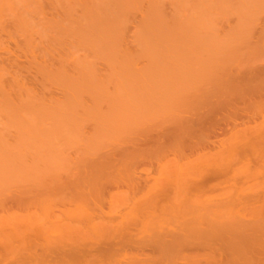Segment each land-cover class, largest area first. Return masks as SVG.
<instances>
[{"label": "rangeland", "instance_id": "374dc122", "mask_svg": "<svg viewBox=\"0 0 264 264\" xmlns=\"http://www.w3.org/2000/svg\"><path fill=\"white\" fill-rule=\"evenodd\" d=\"M263 29L264 26H262V29L259 28L258 33L262 32ZM260 35L261 36L257 35L256 39L253 37L254 39H251V42L253 44L251 42L247 44L245 47L246 49L242 48L243 51L240 50L239 52L235 51L234 53H231V55H229L231 56V60L229 59L227 61L226 59L228 58V56L226 55L227 56V58L225 59L226 63L225 62L222 63V67L224 71L223 70L220 71L222 67L219 68L220 70L218 69L219 72H222L224 74L227 72V79L224 78L225 77L224 74L222 75L223 77L221 78V80L219 78L221 84L220 82L217 81L218 79L212 81L215 78L213 76H212L213 78H211V75L207 74V76L210 78L207 77L205 78L204 75V78L202 79L203 82L201 80L200 85H195L196 84L195 83L193 85L195 86L193 87L195 89H192L191 86L192 83L194 82L191 81H194L193 77L189 76L192 77L191 81H188L190 78L181 81L180 76L184 75V77H186L185 76L186 73L180 70V73L182 72L180 75L178 69L177 70L172 69L170 70V72L172 73L170 76L174 77L173 73L176 74V71H177V75L179 76L177 77L179 81L175 82V84L177 85L176 88L174 84L173 86L172 84L166 85V83H164L165 86L163 84H160L161 87L162 85L164 86L162 87L164 88L163 90L162 88H160L159 83H157V85L155 84V87L157 88H154V83L152 84L150 83L151 85L149 86L151 87L153 85L154 88L153 89L151 87V91H150L151 93H150L147 89L149 87H146L147 90L143 89L142 88L143 86L142 87L140 86L142 89L140 87H137L135 92L136 94L135 99H137L136 96L139 97L138 101L143 99V97L145 99L148 97L145 96L148 93H150L149 95L151 97L147 98L148 102H146L145 100H141L140 102L137 101L138 103L137 107L139 106L138 109L135 104L136 100H134L135 101L134 105L136 108L135 110H139L140 114L143 111V115L139 116L140 117L139 120L137 118L138 115L133 116V121L135 120L137 122L138 120V123H136L135 121L133 122L132 119L129 117L131 124L136 129L132 127L128 119H126L123 123L121 122L123 126L121 125L119 127V129L122 128L120 130L126 131L128 128H132L130 130L128 129L127 131L130 132H126L127 134L124 135V137L127 138V140L124 139V142L129 141L128 143L126 142L127 144L120 142L123 140L122 138L118 140V144H116L117 141L112 139L110 140L109 143H112L111 141L114 140L113 141V143L115 142L114 145H117L115 148L114 145H112L113 144L112 143L111 144L112 147L110 148L109 146L111 145H109L108 148L91 147L90 150L81 151L82 155H80L81 153L79 154L78 160L81 158H86V159L81 160V163H83V165L79 163L81 165L80 168L79 165H77L78 160L73 159L74 161L69 160L67 162L62 163L60 166H58L59 168L56 167V170L46 168L41 175L37 176V178L36 175H30L29 177L30 181L29 183L28 182L26 183L29 184L28 187L31 189L30 192L31 191L33 192L35 188L36 189L39 188L37 190L35 189L33 194H31L32 192L28 193L27 192L28 189L22 190L21 188L22 184H20L21 187H19V185L17 186V189H15L16 192L14 191L12 193L8 191L6 192L3 191L4 193H6L7 197L9 196L13 197V195H16L14 197H16L17 199L19 197H22L25 191L24 195L27 194L26 195L27 197H25L26 199L23 198L26 202L22 201L23 203L22 205L20 204L21 202L20 203L19 201L16 202L17 199L13 197L12 200H14L16 203L15 202L12 204L9 203V207L8 206L4 207V211L0 209V218H1L0 223L1 224L3 223L2 226L0 225V264H42V262L43 264H140V263L141 264H145V263L146 264H195V263L211 264L210 263L211 261L213 262L212 264H217L220 262L221 259H224V262L225 260L226 262L228 260L231 264L232 263L234 264L235 261L233 262V260L236 259L233 258L234 257L236 258V256L238 261L237 264H239V261L240 262L245 261L246 262V263L244 262L245 264H247L249 261L252 262H249L248 264L251 263L264 264V254H263L264 253L263 252L264 222H262L264 220V193H263L264 136L263 137L261 136V134L264 132V95H263L264 94V51H263L264 32H262ZM255 45L257 47H255ZM258 46L263 48L259 47L260 48L259 49ZM255 48L259 51L257 52ZM260 52H262L263 54H261ZM237 55H239V57H237ZM257 58L258 59L260 58V60H258ZM253 60L256 61L254 62ZM225 64H227L228 67L225 66ZM248 64L250 65L248 66ZM224 66L227 67L226 68L227 70L225 69ZM169 74H167L168 76L166 75V77L170 78ZM169 78H165V79H169ZM230 78H232V80ZM208 79H209V83H208ZM189 83L191 86L189 85ZM168 85L171 86V88L170 87L168 88ZM166 87L168 89H166ZM174 88L175 90L176 89L178 90L174 91ZM152 89L154 90L153 91L154 94L152 93ZM161 89L163 91H161ZM169 89H173V90H169ZM142 90L148 92L145 93L142 92ZM156 90L158 92L159 91L161 92L158 94ZM212 91H214L215 94ZM164 93L165 95L167 94V96H165L166 98H168L167 101L163 99ZM139 94L144 96H141ZM160 94L163 96L161 97ZM203 95L206 96L204 97ZM154 99L155 100L159 99V100H157L156 102L154 101ZM152 101L154 102V104ZM141 102L145 103V105L148 106L146 107ZM150 103L152 106L150 105L149 108ZM157 104H158L157 106L158 109L156 108ZM160 107H162V109ZM147 108L149 109V112ZM132 110L134 113L135 111L134 108ZM135 114L138 113L135 112ZM125 122L126 125L127 122L131 125L130 126L128 124L127 126L129 127L127 129H125V127H127L124 124ZM152 122H154L155 126H152L154 125ZM149 125H151L153 129L149 127ZM254 126H256V128ZM249 130L250 132H248ZM261 130H263V132ZM131 132L133 133L131 134ZM182 133H184V135ZM250 134L251 136H249ZM262 135H264V133ZM128 138H130V140H128ZM237 138H239V140L241 141L237 140ZM121 144H125V145L121 146ZM258 144L261 146H259ZM230 145L233 147H231ZM105 149L107 151H105ZM225 149L226 151H228L229 149L231 151L229 150L228 152H226L224 151ZM96 150L99 151V153L96 152L98 157L96 156V153H94ZM109 150L110 151L113 150V152L111 153L109 152ZM88 151H91L94 154L91 155V152L88 153ZM124 151L127 153H125ZM215 152L218 153L217 156ZM86 153H88L91 156H94V158L97 157L96 158L97 160L91 157L92 160H94L95 162H89L91 161L90 160L91 158L89 155H88L89 157L88 156L86 157L85 156ZM106 153L110 155V157L108 156L109 158L107 157ZM227 154L230 156H226ZM207 155L209 156V158ZM218 155L220 156V159ZM122 158L124 159L122 160ZM75 160L77 162H75ZM98 160L101 161L99 162ZM86 162L89 163L86 164ZM104 162L106 163L104 164ZM211 165L213 167L215 166V168L211 167ZM64 167L66 169H64ZM57 170L59 172L62 170L64 173L61 171L60 172L61 175H60ZM173 170L175 171L174 173L176 174V177L177 176L179 177L177 178L175 177ZM52 172L54 174H51ZM44 173H46L47 176ZM252 173L254 174L252 175ZM172 175H174V178ZM39 176L43 178H39ZM81 179L84 180L82 181ZM49 181L50 182L54 181L53 185ZM244 181L247 183H245ZM257 181L262 182V183L259 182L262 185L257 184L258 187H260V189L254 186L256 183H258ZM159 182L160 184H158ZM251 182L252 184H250ZM60 184H62V187ZM23 187L28 188L27 185L24 184ZM54 187H57L58 189L56 188L57 190H54L55 189ZM2 188L7 190L5 185L4 187L2 186L1 189ZM78 190H80V192H78ZM35 191L39 193L37 194L39 198L35 196L36 193ZM239 193L241 194V196L238 195ZM242 193H244L245 196H243ZM46 194L49 197H54V199H51L52 203L54 204V207H52L53 204H50L51 200H49V198L44 197V195ZM58 196L59 197L61 196V198H59ZM31 197L33 198L30 199ZM34 198H37L38 202H36L37 200H35L34 201L35 204H32ZM41 200H43L44 203H47V205L48 202L50 206L52 205L51 206L52 208L50 209L51 212H49L48 210V213L47 211L46 213H44L43 208H41V203L42 205H44V203L40 202ZM17 203H19L20 208ZM30 203L32 207V212H28L27 210L29 205L26 207V205ZM23 207H25V210L22 211ZM71 208H73V210ZM81 209L84 210H82L81 212ZM35 210L37 212L35 213V215H33ZM13 211L15 212L14 214H12ZM238 211L241 212L239 213ZM243 212L246 214H244ZM29 213L32 214L31 218L34 221H32L31 218L29 219L30 216ZM37 213H40L38 219L36 217V215H38ZM49 213L51 214L53 213V215L51 216V214ZM60 214L63 215L62 216L63 218L61 217L62 221L60 218L61 216ZM238 214H240L239 216L240 217L242 216V218L238 217ZM48 215L51 216V218L55 221L49 219ZM79 215L81 217H79ZM89 215L91 216L92 220L89 219L90 218ZM124 215H126L127 217ZM12 216L15 219H17L16 223L15 220L12 218ZM21 217H23L24 219ZM3 218L5 221L3 220ZM56 218L60 219L61 222H59V220H57ZM69 218L72 219L70 220ZM117 218L120 220H118ZM124 218L126 220L127 218H129L130 219V220L128 219L129 222L128 220L126 221ZM262 218L263 220H259ZM40 219L41 220L46 219L45 222L48 221V223L46 222L48 225L52 221L53 224L56 225H52L51 223L48 226L44 224L45 222L43 221L41 222ZM250 219L251 221H249ZM21 220L24 221L22 222ZM27 220L28 222H26ZM29 220H31L33 224L36 222L34 227L30 225ZM37 220H39L41 224ZM122 220L124 224H121L122 223L121 222L120 223L121 226H120L119 222ZM254 220L255 222H252ZM66 221L67 222L71 221L69 222L70 227ZM102 221H104L103 224L105 226H103V224L101 223ZM113 221L115 222L113 223ZM202 221H204L203 225H202ZM13 222L16 224L17 227H15V224L13 225ZM99 222L100 224H98ZM197 222L200 225L199 226L197 225L196 228L194 227L193 228L194 231L192 232L193 224L196 225ZM241 222L244 227L241 226ZM249 222H252L251 225L249 224ZM8 223L10 224L12 223V225H10L11 227L8 226L9 225ZM94 223H97V225ZM107 223L110 225L109 228L110 229L112 228L111 231L109 230V233H111V235L109 236L108 234L105 235L107 232L106 230H104V229H108L106 225ZM237 223L241 226L240 227L241 230L243 228H247L246 231H241V230L236 231L234 227L238 228L239 225ZM247 223L249 226L247 225ZM36 224L38 225L37 228H36ZM42 224L44 226L45 225L48 226V228L49 229L51 228L52 230L50 229L49 232H46L48 229L43 226L42 227L43 231H40L41 227L39 228V226H41ZM210 224L213 225L211 226ZM252 224L255 225L252 226ZM27 225L29 226V228ZM67 225L68 227H66ZM82 225L86 229L82 228L81 227ZM100 225L102 226V228L100 227ZM114 225H115V229H114L115 231L113 230ZM204 225L208 227H204ZM98 226L100 227L101 230H99ZM78 227H81L83 230H81V228L79 229ZM127 227H129L128 228L129 234H126L128 233ZM197 227L201 228L198 230L203 229L202 230L203 232L201 233L200 231L197 232L196 230ZM44 228L46 229L45 231ZM204 228H208V230H205ZM189 229L193 235L190 234ZM254 229H256L257 231ZM116 230H119V233L122 231V234L117 233ZM195 230L197 233L195 232ZM227 230L228 231L231 230L229 231V233L230 232L232 233L226 234L228 233ZM71 231L73 235L70 234ZM178 231H180L179 232L180 239L178 238L179 237V235L177 234ZM233 231L236 232L237 237L236 235H234L235 233H233ZM240 231L242 232L243 235L241 234ZM250 231L253 233H251ZM43 232L45 236L46 234L48 235L46 237L45 236L43 237L44 235ZM65 232L67 235L65 234ZM244 232H246L247 234ZM39 233L41 235H39ZM68 233L72 236L68 237L69 236ZM152 233H153V239L151 237V241H150L149 236H152ZM98 234L99 236L102 234V236L98 237ZM166 234L167 235L169 234L168 237L171 238L170 240L169 238L168 240H166L167 239ZM53 235H57L58 237ZM231 235L235 237L233 238V236L231 237ZM62 236H64V238ZM91 237L96 238L95 240L99 239V244L98 241H95L94 239H93L94 242L97 243L93 244L92 242L93 240H91ZM103 237L105 239H103ZM172 237L173 239L174 238L176 239V240L174 239L175 241L179 239L177 246H176L177 242L176 243L173 242L175 244L170 242L169 246L168 244H165L167 243V241L168 242L174 241L172 240ZM229 237H231L232 239ZM244 238L246 239L244 240ZM237 239L239 240L240 243L237 242L238 241ZM251 239L255 242V244L254 242L251 241ZM260 239L263 240L260 241L261 244L259 242ZM116 242L118 243L120 242V245H117ZM246 242L247 244H244L245 245L244 246L243 243ZM256 242L259 243H257L256 245ZM171 243L172 245L170 247ZM187 243L189 245L188 248L185 247ZM238 244H240L241 246ZM95 245L100 246L98 248L101 249H98L97 247H96L97 249L96 248L93 249L91 247V246L95 247ZM261 245H263V247ZM112 246H115L114 249ZM243 246L244 248H242ZM91 248L93 249V251L91 250ZM234 248L236 252L234 251ZM103 249H106L107 252L104 251ZM244 250H246L249 255L247 254V252H244ZM174 251L176 253H174ZM238 251L240 253L242 252L241 255H239ZM259 256L261 257V260ZM246 257L248 258L246 259ZM259 260L260 262L261 261L263 262L258 263ZM146 261L149 263H147ZM220 264H224V263H220Z\"/></svg>", "mask_w": 264, "mask_h": 264}, {"label": "bare ground", "instance_id": "6f19581e", "mask_svg": "<svg viewBox=\"0 0 264 264\" xmlns=\"http://www.w3.org/2000/svg\"><path fill=\"white\" fill-rule=\"evenodd\" d=\"M263 22H264V0H0V209H2L4 211V207H7V206L9 207V203L12 204L15 202L14 200H12V198L16 195H13V197H11V196L7 197L6 193H4V192H6V191L12 192V193L14 191L16 192L15 189H17L18 185H19V187H21L20 184H22V187H21L22 190L28 189V191H27L28 193L32 192V191L30 192L31 189L28 187L29 184H26L27 182L29 183V181H30V179H29L30 175H36V178H37V176L41 175L45 171L46 168L56 170V167L60 166L64 162H67V161L73 160V159L78 160L79 154L81 153L80 155H82L81 151L90 150L91 147H97V148L98 147H104V148L107 147L108 148V146L111 145L114 140L117 141L116 144H118V140H120L121 138L123 140L120 142L126 143L127 141L124 142V139L127 140V138H125L124 135L127 134L126 132H130V131H127L128 129L129 130L132 129V128H128L129 126H127L129 123L131 124L129 117L133 121L134 115H138L137 116L138 120L140 118L139 116L143 115V111L140 114L139 110H135L136 108L134 105V103H135L134 100H136L135 104L137 107V105H138L137 101L139 98L136 96L137 99H135V95H136L135 92H136L137 87L143 86L142 87L143 89H146V87H149L147 89L150 92L151 87L153 88V85L151 87L149 85H151L152 83H154V88H157V87H155V84L157 85V83H159V85L160 84L164 85V83H166V85L167 84H170V85L174 84L175 88H176L177 85L175 84V82L179 81L177 79V77H179V76L177 75V71H176V74L173 73L175 78L171 77L170 75L172 73L170 72V70H172V69H176V70L178 69L179 70L178 72L180 75L183 71L186 73L185 76L187 78L184 77V75H182V76H180L181 81H184L188 78H190L188 81H191V78L193 77L194 81H191V82H194V83H192V86L189 83V85L192 87V89H195V88H193V87H195V86H193L195 83H196L195 85H200L201 80L204 78V75H205V78L206 77L210 78L207 76V74L211 75V78H213V77L215 78L213 80L211 79L212 81L218 79L217 81L220 82L221 78L223 77L222 75L224 73L219 72V70H220L219 68L222 67L223 62L226 63L225 59L227 58V56H228V58L226 60L227 61L229 59L231 60V56H229V55H231V53H234L235 51L239 52L240 50H242V48H245L246 45L251 42V39H254V38L256 39L257 35L261 36L260 34L262 32H264V29L262 32H259V33H258V31H259L258 29L259 28L262 29V26H264ZM257 38H259V37H257ZM260 39H261V37H260ZM256 45H255V47H257ZM259 47L260 46H258V48ZM260 48H263V47H260ZM256 51L258 52L259 50L256 49ZM260 53L263 54L262 52H260ZM254 55H255V53H254ZM237 57H239V55H237ZM254 57H256V56H254ZM258 60H260V58ZM242 63H244V62H242ZM219 65H221V66H219ZM230 65H232V64H230ZM249 65L250 64H248V66ZM225 66L228 67L227 64H225ZM248 66H247V68H248ZM251 66H252V64H251ZM227 67H225V69ZM238 69H239V67H238ZM251 69H253V68H251ZM180 70L182 71L181 73H180ZM222 70H223V67L221 68L220 71H222ZM167 74H169L170 78L166 77ZM224 75H225L224 78L227 79V72ZM189 76H192V77H189ZM165 78H169V79H165ZM219 78H220V80H219ZM224 78H223V80H224ZM230 79L232 80V78H230ZM202 82H203V80H202ZM208 83H209V79H208ZM247 83H249V82H247ZM220 84H221V82H220ZM163 85H162V87L165 86V85L164 86ZM144 86H145V88H144ZM225 86H227V85H225ZM162 87L160 85V88H162ZM169 87L171 88V86L168 85V88ZM168 88L166 87V89H168ZM175 88H174V91L178 90V89L175 90ZM153 89H152V93L154 94ZM162 89L164 90V88H162ZM162 89H161V91H163ZM158 90H160V89H158ZM169 90H173V89H169ZM148 91L142 90V92H145V93H147ZM161 91H159V92L157 91V93L159 94ZM191 91H193V90H191ZM218 91H219V89H218ZM165 92H167V91H165ZM212 92H214V91H212ZM150 93L146 94L145 96L151 97L149 95ZM158 94H157V96H158ZM214 94H215V92H214ZM139 95H141V94H139ZM196 95H197V92H196ZM141 96H144V95H141ZM155 96H156V94H155ZM162 96L163 95H161V97ZM165 96H167V94L165 95V93H164L163 99L165 101H167L168 98H166ZM147 98L144 99V97H143V99H141V100H145L146 102H148ZM156 98H158V97H156ZM150 100H151V98H150ZM157 100H159V99H157ZM157 100L154 99V101H156V102H157ZM140 101H138V102H140ZM158 102H160V101H158ZM141 103H143V102H141ZM151 103L149 104V108H150ZM143 104L145 105V103H143ZM153 104H154V102H153ZM158 104L156 105V108H157ZM138 107H137V109H138ZM133 108L135 110L134 113L132 110ZM160 108L162 109V107H160ZM130 110H132V111H130ZM135 112H137L138 114H135ZM148 112H149V109H148ZM146 114H147V112H146ZM131 115H132V117H131ZM137 118H136V120H137ZM126 119L129 120V123L127 122V125H126V122H125L124 124L127 127H125V126L124 127H125V129H127V128L128 129L126 131L120 130V129H122V128L119 129V127L122 125L121 122L123 123ZM138 120H137V122L135 120L134 121L136 123H138ZM152 123L154 124V122H152ZM233 124H232V126H233ZM152 126H155V124ZM152 126L149 125V127H151V128H152ZM161 126H163V125H161ZM256 126H254V127L256 128ZM124 127H123V129H124ZM132 127H134V126L132 125ZM248 127H250V126H248ZM183 129H180V130H183ZM262 129H263V127H262ZM143 130H144V128H143ZM257 131H258V128H257ZM261 131L263 132V130H261ZM248 132H250V130ZM252 132H253V129H252ZM132 133L133 132H131V134ZM182 134L184 135V133H182ZM262 134H261V136L263 137L264 135H262ZM249 136H251V134ZM126 137H128V136H126ZM130 138H128V140H130ZM112 139H114L113 141H111L112 143H109L110 140H112ZM237 140H239V138H237ZM239 141H241V140H239ZM254 141H255V139H254ZM131 143H132V141H131ZM114 144H115V142L112 145H114ZM112 145L109 146V148L112 147ZM122 145H125V144H121V146ZM116 146L117 145H114V148ZM259 146H261V145H259ZM231 147H233V146H231ZM253 147H254V145H253ZM224 148H227V147H224ZM92 149H94V148H92ZM192 149H193V147H192ZM124 150H127V149H124ZM237 150H239V149H237ZM91 151H88V153H90ZM105 151H107V150L105 149ZM193 151H194V149H193ZM224 151H226V149ZM228 151H226V152H228ZM96 152L99 153V151H97V150L94 153H96ZM109 152L112 153L113 150H111V151L109 150ZM88 153L85 154L86 157L89 155ZM94 153L91 152V155ZM120 153H121V151H120ZM125 153H127V152H125ZM217 154L218 153H216V156H217ZM91 155H89L90 158L91 157L94 158V156H91ZM106 155H107V157L108 156L110 157V155H108V153H106ZM96 156H97V153H96ZM226 156H230V155L227 154ZM231 156H233V155H231ZM92 158L90 159L91 161H89V162H95L94 160H92ZM96 158H94V159H96ZM208 158H209V156H208ZM83 159H86V158H81L78 160V162L75 160V162H77V165H79V168L81 165H83V163H81V160H83ZM87 159H89V158H87ZM123 159L124 158H122V160ZM219 159H220V156H219ZM189 160H188V162H189ZM84 161H86V160H84ZM79 163H81V165ZM88 163L86 162V164H88ZM105 163L106 162H104V164ZM190 163H191V161H190ZM192 163H193V161H192ZM232 163H233V161H232ZM70 164H71V162H70ZM74 164H76V163H74ZM68 166H70V165H68ZM65 167H64V169H66ZM211 167H213V166L211 165ZM98 168H99V166H98ZM213 168H215V166ZM174 169H175V167H174ZM60 172H59V174H60ZM174 172L175 171L173 170V173ZM254 173H252V175ZM44 174H46V173H44ZM51 174H54V173L52 172ZM46 176H47V174H46ZM46 176H45V178H46ZM123 176H124V174H123ZM172 176L174 178V175H172ZM249 176H251V175H249ZM43 177H44V175H43ZM43 177L39 176V178H43ZM175 177H176V174H175ZM177 177H179V176H177ZM187 178H189V177H187ZM187 178H186V180H187ZM193 178H194V176H193ZM31 179H33V178H31ZM54 181L53 182L49 181V182L52 183V185H53ZM69 182H70V180H69ZM259 182L256 183L254 186L258 187V185L260 183H262V182H260V183ZM170 183H172V182H170ZM245 183H247V182H245ZM23 184L27 185L28 188L23 187ZM158 184H160V182ZM250 184H252V182ZM4 185L7 188V190L4 188L1 189V187L2 186L4 187ZM55 185H57V184H55ZM60 185L62 187V184H60ZM260 185H262V184H260ZM9 186H11V187H9ZM12 186L14 187V189ZM54 188H55L54 190L58 189L57 187H54ZM258 188L260 189V187H258ZM8 189L9 190L13 189V190L9 191ZM37 189H39V188H37ZM243 189H244V187H243ZM34 190H33V192H34ZM236 190H237V188H236ZM238 190H240V189H238ZM241 190H242V188H241ZM33 192L31 194H33ZM78 192H80V190H78ZM241 192H243V191H241ZM244 193H242L243 196H245ZM263 193H264V191H263ZM18 194H21V193H18ZM24 194H25V191H24ZM24 194L22 195V197H19L18 199L16 197H14L17 199L16 202H18V201H19V203L21 202L20 203L21 205L23 204L22 201H25L23 198L27 197L26 196L27 194L26 195H24ZM37 194H39V193L36 192L35 196H37ZM83 195H84V193H83ZM238 195L241 196L240 193ZM28 197H29V195H28ZM44 197L49 198V200L54 199V197H49L47 194L44 195ZM32 198L33 197H31L30 199H32ZM37 198H39V197L37 196ZM37 198H34L33 203H32V201H31V203L35 204L34 201L37 200ZM59 198H61V196ZM27 201H30V200H27ZM36 202H38V200ZM40 202H43V200H41ZM19 203H17V204L19 205ZM31 203L26 205V207L29 205V207L27 208L28 212H32ZM50 204H53L52 200H51ZM51 206L49 205V202H48V205H47V203H44V205H42V203H41V208H43L44 213H46V211L48 213V210H49V212H51L50 209L52 207H54V204L52 207ZM57 206H58V204H57ZM12 207H10V208H12ZM16 207H18V206H16ZM19 208H20V205H19ZM23 208H22V211L25 210V207H23ZM74 208H76V207H74ZM30 209H31V211H30ZM71 209L73 210V208H71ZM82 210H84V209H81V212H82ZM8 211H9V209H8ZM63 211H65V210H63ZM11 212H10V214H11ZM36 212L37 211L35 210L33 215H35ZM67 212H68V210H67ZM14 213L15 212L13 211L12 214H14ZM53 213L52 214L49 213V214H51V216H52ZM89 213H91V212H89ZM37 214L38 215H36V217L38 219L40 213H37ZM244 214H246V213H244ZM249 214H247V215H249ZM90 215H89V217H90L89 219L92 220ZM239 215L240 214H238V217H240ZM31 216H32V214H30L29 219L31 218ZM51 216H49V219H52ZM62 216L63 215H61L60 218ZM124 216H126V215H124ZM18 217H20V216H18ZM33 217H35V216H33ZM44 217H46V216H44ZM79 217H81V216L79 215ZM12 218L15 220V223H16L17 219H15L13 216H12ZM21 218H23V217H21ZM46 218H48V217H46ZM62 218H61V221H62ZM72 218H73V216H72ZM130 218H132V217H130ZM240 218H242V216ZM49 219H47V220H49ZM67 219H68V217H67ZM128 219L129 218H127V220ZM3 220H4V218H3ZM31 220L34 221L32 218H31ZM31 220H29V223H30V225H32V227H34L36 222L33 224L31 222ZM45 220L46 219H44V220L40 219L41 222L42 221L45 222ZM52 220H50V221H52ZM57 220H59V222H61L60 219H57ZM57 220H56V222H57ZM93 220H94V218H93ZM118 220H120V219H118ZM129 220H128V222H129ZM259 220H263V218L259 219ZM37 221H39V220H37ZM40 221H39V223L41 224ZM53 221H55V220H53ZM53 221L50 222V224L52 223V225H56V224H53ZM63 221H64V219H63ZM126 221H125V223H126ZM249 221H251V219ZM22 222H21V224H22ZM26 222H28V220ZM46 222L48 223V221H46ZM46 222L44 224L48 225ZM69 222H71V221H69ZM69 222H67V224L70 227ZM114 222L115 221H113V223ZM192 222H194V221H192ZM203 222L204 221H202V225H203ZM237 222H239V221H237ZM242 222H243V220H242ZM242 222H241V226H243ZM247 222H248V220H247ZM252 222H255V220ZM252 222H249V224L251 225ZM257 222H259V221H257ZM262 222H264V220ZM15 223L13 222V225ZM101 223L103 224L104 221H102ZM120 223L124 224L123 220L119 222V225L121 226ZM211 223H213V222H211ZM2 224L0 223L1 226H2ZM8 224H7L8 226L12 225V223L11 224L8 223ZM37 224H36V228L38 226ZM94 224L97 225V223H94ZM98 224H100V222ZM46 225L44 226L42 224L41 226H39V228L41 227L40 231H43L42 227L44 226L48 229L46 232H49V230L51 228L49 229L48 228L49 225L48 226H46ZM68 225L66 227H68ZM106 225H107L108 229H104L107 232L105 235L108 234V236H109V235H111V233H109V230L111 231L112 228L111 229L109 228L110 225L108 223ZM197 225L199 226L200 224H198V222H197L196 225L193 224V227L190 225L192 227V232L194 231L193 228L194 227L196 228ZM247 225H248V223H247ZM254 225L252 224V226H254ZM22 226H23V224H22ZM103 226H105V225L103 224ZM211 226H210V228H211ZM241 226L239 225L238 228H240ZM15 227H17L16 224H15ZM32 227H31V229H32ZM81 227L85 228V227H83V225ZM81 227H78V228L80 229ZM100 227L102 228L101 225H100ZM100 227H99V230H101ZM107 227H105V228H107ZM204 227H208V226L204 225ZM28 228H29V226H28ZM54 228H55V226H54ZM82 228H81V230H83ZM128 228L129 227H127V229ZM201 228L197 227V229H196L197 232H199V231H200V233L203 232L202 231L203 229L198 230ZM234 228L236 229V231L241 230V228L240 229H238L237 227H234ZM114 229H115V225L113 226V230ZM204 229L208 230V228H204ZM246 229L247 228H243L241 231H246ZM45 230L46 229L44 228V231ZM119 230H116L117 233H119ZM185 230H187V229H185ZM196 230H195V232H196ZM216 230H218V229H216ZM254 230H256V229H254ZM102 231H103V229H102ZM127 231H128V233H126V234H129V229ZM189 231H190V229H189ZM229 231H231V230H229ZM229 231L226 234L232 233V232L229 233ZM234 231H233V233H235L234 235H236V232H234ZM263 231H264V229H263ZM66 232H65V234H66ZM81 232H83V231H81ZM179 232L180 231H178L177 234L179 235L178 238L180 239V233ZM192 232L190 231L191 235H193ZM210 232H212V231H210ZM218 232H216V233H218ZM240 232H239V234H240ZM103 233H104V231H103ZM120 233L122 234V231ZM244 233H246V232H244ZM251 233H253V232H251ZM43 234H44V232H43ZM70 234H72V231ZM70 234L68 237L73 235V234L72 235H70ZM102 234L100 236H102ZM241 234H242V232H241ZM39 235H41V234L39 233ZM47 235L48 234H46V236ZM105 235H104V237H105ZM176 235H175V238H176ZM219 235H221V234H219ZM219 235H216V236H219ZM44 236H45V234L43 235V237ZM50 236H52V235H50ZM53 236H57V235H53ZM100 236L98 234V237H100ZM168 236H169V234L167 235L166 240H168V238H169V240L171 239ZM198 236H200V235H198ZM232 236L233 235H231V237ZM62 237L64 238V236H62ZM95 237H96V235H95ZM104 237H103V239H105ZM125 237H128V236H125ZM149 237H150V241H151V237L153 239V233H152V236H149ZM173 237H172V240L175 239V238L173 239ZM225 237H226V235H225ZM231 237H229V238H231ZM234 237L235 236H233V238ZM236 237H237V235H236ZM252 237H254V236H252ZM73 238H74V236H73ZM246 238H244V240ZM93 239L95 240L96 238L91 237V240H93ZM179 239L177 241H175L176 239L174 241H169V242L167 241V243H165V244H168V246H169L170 242H172V243L177 242V244H176V246H177ZM187 239H188V236H187ZM81 240H82V238H81ZM94 240L92 242H93V244H96L97 242H94ZM154 240H156V239H154ZM95 241H98V244H99V239H97ZM242 241H243V239H242ZM251 241L254 242L252 239H251ZM260 241H263V240L260 239L259 242ZM237 242L240 243L239 240ZM259 242H256V245ZM107 243H108V241H107ZM116 243H117V245H120V242L119 243L116 242ZM172 243L170 244V247H171ZM175 243H173V244H175ZM110 244H108V245H110ZM219 244H220V242H219ZM244 244H247V242L243 243V245ZM254 244H255V242H254ZM260 244H261V242H260ZM187 245H188V243H187ZM187 245H185V247L188 248L189 245L188 246ZM238 245H240V244H238ZM228 246H229V244H228ZM244 246L242 248H244ZM261 246L263 247V245H261ZM91 247L93 249H95L96 247L98 248L100 246L95 245V247H93V246H91ZM112 247L114 249L115 246H112ZM170 247H167V248H170ZM255 247H257V246H255ZM92 248H91V250L93 251ZM176 248H178V247H176ZM176 248H175V250H176ZM98 249H101V248H98ZM103 250L107 252L106 249H103ZM89 251H90V249H89ZM109 251H110V249H109ZM234 251H235V248H234ZM244 252H247V251L244 250ZM174 253H176V252L174 251ZM241 253L239 252V255H241ZM247 254H248V252H247ZM82 258H83V255H82ZM247 258L248 257H246V259ZM233 259H236V260H233V262L235 261L237 264V262H238L237 256H236V258L234 257ZM240 259H241V257H240ZM244 259H242V260H244ZM211 260H212V258H211ZM221 260H222V262H221ZM221 260L217 264H220V263L226 264L229 262L228 260H227V262H226V260L224 262V259H221ZM260 260H261V257H260ZM260 260L258 261V263L260 262ZM235 262H234V264H235ZM244 262L245 261H242V262L239 261V264L240 263L245 264L246 262L245 263ZM249 262H252V261H249ZM262 262L263 261H261L260 263H262ZM147 263H149V262H147ZM210 263L212 264L213 262L211 261ZM42 264H43V262H42ZM228 264H231V263L229 262ZM251 264H253V263H251Z\"/></svg>", "mask_w": 264, "mask_h": 264}]
</instances>
